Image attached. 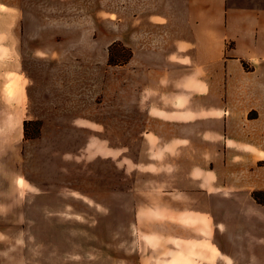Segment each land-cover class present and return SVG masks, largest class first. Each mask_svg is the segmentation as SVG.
I'll use <instances>...</instances> for the list:
<instances>
[{
    "label": "rangeland",
    "instance_id": "rangeland-1",
    "mask_svg": "<svg viewBox=\"0 0 264 264\" xmlns=\"http://www.w3.org/2000/svg\"><path fill=\"white\" fill-rule=\"evenodd\" d=\"M151 2L0 0V264H123L139 239L155 242L135 211L160 203L140 194L162 191L173 158L146 148L137 105L167 94L169 76L147 83L130 59L108 61L114 42L176 38L186 0Z\"/></svg>",
    "mask_w": 264,
    "mask_h": 264
},
{
    "label": "crops",
    "instance_id": "crops-1",
    "mask_svg": "<svg viewBox=\"0 0 264 264\" xmlns=\"http://www.w3.org/2000/svg\"><path fill=\"white\" fill-rule=\"evenodd\" d=\"M151 1L130 0L137 9ZM184 5L176 38L147 35L131 46L130 66L147 83L151 73L169 76L167 94L137 108L148 120L146 148L173 159L162 191L140 194L160 203L135 211L139 236L155 242L139 239L118 263L264 264V206L251 195L264 191V0ZM7 24L0 39L10 38Z\"/></svg>",
    "mask_w": 264,
    "mask_h": 264
},
{
    "label": "trees",
    "instance_id": "trees-1",
    "mask_svg": "<svg viewBox=\"0 0 264 264\" xmlns=\"http://www.w3.org/2000/svg\"><path fill=\"white\" fill-rule=\"evenodd\" d=\"M120 47V49L118 48ZM123 52L125 53V57L122 61L115 62L114 58L116 53ZM108 61L110 64L113 65H120V64H125L129 61V59L132 56V52L129 48L124 47L121 43L119 42H114L113 44L110 45L108 49ZM252 198L259 204L264 205V191H254L252 192Z\"/></svg>",
    "mask_w": 264,
    "mask_h": 264
}]
</instances>
